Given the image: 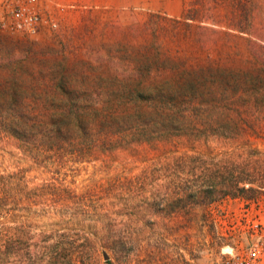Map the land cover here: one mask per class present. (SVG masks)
I'll list each match as a JSON object with an SVG mask.
<instances>
[{
  "label": "trees",
  "instance_id": "obj_1",
  "mask_svg": "<svg viewBox=\"0 0 264 264\" xmlns=\"http://www.w3.org/2000/svg\"><path fill=\"white\" fill-rule=\"evenodd\" d=\"M238 3L246 14H240V25L234 27L244 33L254 13L264 11V0ZM191 12L186 10L188 20L193 19ZM251 67L209 63L169 70L135 68L132 77L113 82L119 98L106 101L80 99L62 84L56 86L61 98L42 103L28 98L15 82L1 84L0 135L13 138L36 159L60 167L86 158L98 161L93 158H107L128 142L149 144L165 156L147 159L149 166L138 175L121 174L83 189L58 180L31 185L24 172L0 173V218L59 210L71 220L89 222L86 229L94 224L93 231L44 234L0 222V264H40L44 259L48 264H77L74 257L91 264L103 248L115 255L132 249L131 233L113 242L111 232L102 233L116 228L120 215H128L133 224L132 209L157 208L167 216L181 215L190 224L199 209L264 192V153L251 149L243 137L249 116L264 109V72L255 63ZM120 131L129 139L114 136ZM214 140L237 147L218 154L180 153L175 145L183 141L194 148Z\"/></svg>",
  "mask_w": 264,
  "mask_h": 264
},
{
  "label": "rangeland",
  "instance_id": "obj_2",
  "mask_svg": "<svg viewBox=\"0 0 264 264\" xmlns=\"http://www.w3.org/2000/svg\"><path fill=\"white\" fill-rule=\"evenodd\" d=\"M239 4L238 0H125L119 10L113 5L88 12L67 9L59 13L57 30L34 38L0 34V85L15 82L28 98L42 103L61 98L56 86L62 84L80 99L106 101L119 98L113 82L132 77L135 68L169 70L215 63L249 69L252 62L264 72V11H256L242 33L234 27L240 25V14H246ZM187 9L192 20L185 17ZM99 86L105 88L100 91ZM247 122L243 137L251 149L264 153V109ZM120 133L114 136L129 139L128 133ZM177 142L180 153L218 154L237 147L216 140L194 148ZM128 143L107 158L99 154L93 158L98 161L86 158L60 167L43 157L36 159L13 138L0 135V173L24 172L31 185L58 180L83 189L121 174L138 175L149 166L147 159L165 156L149 144ZM132 212L133 224L128 215H120L116 228L102 230L105 235L112 233L109 242L126 240L131 233L132 249L115 255L103 248L91 264H244L252 251L259 257L253 264H264V192L199 209L190 224L181 215L167 216L157 208ZM5 216L0 222L6 227L30 226L44 234L86 229L89 223L71 220L59 210ZM72 262L81 264L76 257ZM48 263L49 259L40 262Z\"/></svg>",
  "mask_w": 264,
  "mask_h": 264
},
{
  "label": "built area",
  "instance_id": "obj_3",
  "mask_svg": "<svg viewBox=\"0 0 264 264\" xmlns=\"http://www.w3.org/2000/svg\"><path fill=\"white\" fill-rule=\"evenodd\" d=\"M59 13L47 9L38 0H0V34L34 38L47 30H57ZM258 253L252 251L249 261L253 264Z\"/></svg>",
  "mask_w": 264,
  "mask_h": 264
},
{
  "label": "crops",
  "instance_id": "obj_4",
  "mask_svg": "<svg viewBox=\"0 0 264 264\" xmlns=\"http://www.w3.org/2000/svg\"><path fill=\"white\" fill-rule=\"evenodd\" d=\"M39 4L56 13H61L67 9L73 12L90 11L92 9L106 10L110 5L117 10L123 9L125 0H38Z\"/></svg>",
  "mask_w": 264,
  "mask_h": 264
}]
</instances>
